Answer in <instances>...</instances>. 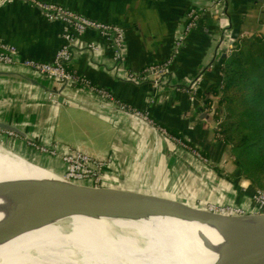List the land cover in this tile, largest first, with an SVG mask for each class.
<instances>
[{"label": "crops", "instance_id": "obj_1", "mask_svg": "<svg viewBox=\"0 0 264 264\" xmlns=\"http://www.w3.org/2000/svg\"><path fill=\"white\" fill-rule=\"evenodd\" d=\"M39 1L120 26L124 62L115 64L112 50L97 31L76 34L64 21L49 20L30 0H0V39L16 47V64H0V122L26 135L0 129V142L31 163L54 169L60 168L59 160L50 163L49 157L35 152L30 140L55 146L60 154L79 149L109 157L106 178L195 207L215 203L256 209L254 187L241 176L229 147L216 134L213 110L197 92L182 88L197 85L204 90L218 81L222 55L228 54L231 42L264 32V0H228L215 8L211 0ZM191 7L201 13L199 21L184 36L160 83L129 79V73L170 56ZM65 30L71 35L72 68L115 99L147 111L157 125L198 149L207 161L142 120L103 104L87 89L43 79L20 64L26 58L51 62ZM90 44L97 49H88Z\"/></svg>", "mask_w": 264, "mask_h": 264}, {"label": "bare ground", "instance_id": "obj_2", "mask_svg": "<svg viewBox=\"0 0 264 264\" xmlns=\"http://www.w3.org/2000/svg\"><path fill=\"white\" fill-rule=\"evenodd\" d=\"M55 182L51 171L0 145V264H218L264 231V214L223 224ZM89 200L115 215L88 212ZM46 202L73 214L48 213Z\"/></svg>", "mask_w": 264, "mask_h": 264}, {"label": "built area", "instance_id": "obj_3", "mask_svg": "<svg viewBox=\"0 0 264 264\" xmlns=\"http://www.w3.org/2000/svg\"><path fill=\"white\" fill-rule=\"evenodd\" d=\"M36 7H38L43 15L49 20L60 19L65 23L69 24L76 34H82L88 29L95 30L100 33L104 39L107 41L108 46L112 50V58L115 64L121 65L124 62V32L123 29L115 24L96 21L89 19L81 14L74 11L66 9L65 7L52 3L39 0H30ZM224 0H211V7L215 8L222 5ZM200 12L191 7L186 13V23L183 29V34L179 36L175 41L172 48L170 56L161 62L150 63L141 68L138 73H129V79H139V80H151L155 86H157L162 77L168 72V68L178 53L184 36L191 31L198 23ZM64 42L57 49L55 56L51 62L38 61L32 58L23 59L20 64L30 69L32 72L37 74L39 77L53 81L59 84L73 85L83 89H87L90 93L97 95L101 102L114 109L124 111L133 117H136L148 125L152 126L157 133L163 135L169 140L177 143L180 146L187 147L191 150V153L200 159L207 161L206 157L195 147L187 144L182 138L170 133L165 127L157 125L153 119L149 116L147 111L138 110L132 106L115 99V97L104 88L96 87L91 84L90 81L80 75L77 70L72 68V44L71 35L67 30L63 33ZM88 49L96 50L95 45H88ZM16 47L8 42L0 39V64L5 66H12L16 64L15 60ZM185 92L196 93L198 88L197 85H192L190 87H183ZM52 97V94H49ZM56 101V99H53ZM35 151L47 154L51 157H56L58 155L56 147H46L42 145L29 142ZM60 158L65 166V172L75 173L81 175H88L94 177H101L105 175L109 168L111 159L109 157H95L82 150L67 151L60 154ZM252 200L256 205L255 213H264V191L256 189L252 193ZM197 207L206 209L211 212L227 214V215H242L247 214L242 208L228 206V205H218L215 203L200 204Z\"/></svg>", "mask_w": 264, "mask_h": 264}, {"label": "trees", "instance_id": "obj_4", "mask_svg": "<svg viewBox=\"0 0 264 264\" xmlns=\"http://www.w3.org/2000/svg\"><path fill=\"white\" fill-rule=\"evenodd\" d=\"M197 93L241 176L264 189V32L238 37L221 59L219 80Z\"/></svg>", "mask_w": 264, "mask_h": 264}, {"label": "water", "instance_id": "obj_5", "mask_svg": "<svg viewBox=\"0 0 264 264\" xmlns=\"http://www.w3.org/2000/svg\"><path fill=\"white\" fill-rule=\"evenodd\" d=\"M228 0H224L225 5ZM235 41V40H234ZM231 42V47L233 42ZM223 57L226 53H223ZM0 129L8 132L18 134L20 136H26L24 132L20 131L16 127L0 122ZM32 142V140H30ZM34 142V141H33ZM26 158V157H24ZM28 159L26 158V161ZM34 163V162H32ZM34 165L41 166L34 163ZM44 169H51L43 167ZM51 172L56 176V185H73L80 186L87 189L104 192L110 195H115L123 198L127 204L136 206L139 209L155 212L175 213L178 215L187 216L199 220L217 221L223 224H234L238 220H242L247 217L263 215L264 213H247L242 215H227L208 211L206 209L195 207L184 203L182 201L157 194L153 191H148L141 187L122 182L116 178H106L105 175L101 177H94L88 175H81L75 173H68L65 171H57L51 169ZM88 200V199H87ZM95 201H87L86 207L88 212L101 215H115L113 212L104 210L101 207H94ZM43 209L53 215H71L72 211H68L62 207L61 204L55 202H46L42 205ZM206 260V259H205ZM201 261V260H199ZM194 264H202V262H196ZM218 264H264V231L251 236L246 241L242 242L239 247H236L224 256Z\"/></svg>", "mask_w": 264, "mask_h": 264}, {"label": "rangeland", "instance_id": "obj_6", "mask_svg": "<svg viewBox=\"0 0 264 264\" xmlns=\"http://www.w3.org/2000/svg\"><path fill=\"white\" fill-rule=\"evenodd\" d=\"M217 125V124H216ZM215 128H216V126H215ZM0 144H2L4 147H6V148H9L8 146H6L4 143H2V141L0 142ZM53 147H55V146H53ZM57 149V148H56ZM21 152V154L23 153L22 151H20ZM37 154H39V155H44V156H47V157H49L50 159H51V161H50V163H52V160L54 161L55 159H58L59 160V162H60V168H57V169H54V168H51V169H54V170H57V171H65L64 169H65V166H64V163L62 162V160H61V158H60V153H58V155L56 156V157H51V156H49V155H47V154H43V153H40L39 151H35ZM37 158H40V156H38ZM78 187H80V186H78ZM82 188V187H81ZM256 189H260V190H262V191H264V189H261V188H255L254 189V191L256 190ZM253 191V192H254ZM234 207H236V206H234ZM239 208H241V207H239ZM257 208V207H256ZM244 210V209H243ZM257 209H255L254 211H246V210H244L245 212H247V213H255V212H257L256 211Z\"/></svg>", "mask_w": 264, "mask_h": 264}]
</instances>
